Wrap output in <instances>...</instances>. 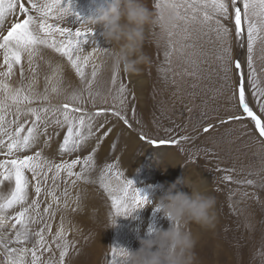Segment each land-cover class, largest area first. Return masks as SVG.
Instances as JSON below:
<instances>
[{
    "label": "rangeland",
    "instance_id": "rangeland-1",
    "mask_svg": "<svg viewBox=\"0 0 264 264\" xmlns=\"http://www.w3.org/2000/svg\"><path fill=\"white\" fill-rule=\"evenodd\" d=\"M111 2L71 0V12L66 17L76 22L79 15L74 13L80 11V7L87 9L83 23H88L90 17L98 15ZM155 2L147 0L148 7L157 13ZM11 20L12 16L9 15L5 24ZM76 23L78 26L81 24L78 21ZM89 26L96 31L101 46L108 47L115 54L120 44L104 40L99 25ZM189 33L186 38L183 32L172 37L176 50L170 57V63H166V33L160 25L146 26L142 52L147 59L137 66L136 72H129L120 65L115 85L112 82L114 56L103 55V67L91 89L94 95L98 94L95 108L87 94L85 99L88 103L83 106L89 111L119 107L117 89L123 83L126 86L124 95L127 97L124 105L131 127L110 112L106 116L102 114L94 121L97 127L104 123V128L100 129L97 136L108 128H112V131L103 138L99 147L93 137L88 139L82 149L63 156L59 154V145L65 130L55 129L60 134L53 136L50 147L44 150L46 157L55 163L70 162L77 157L83 160L96 148V168L93 172L96 183L105 164H116L114 171L123 173L122 179L132 180L133 187L144 190L151 203L135 209L131 214L116 216L107 194L99 195L96 206L90 208L86 202H81L85 194L82 182L72 186L69 178L70 203L72 209L76 210L63 215L61 213L64 211L52 204L54 217L44 214L51 228L50 233L46 231L45 235L52 248V251L44 253L45 260L59 259V250L55 248L52 237L60 228L62 216L66 240L71 245L65 264H111L113 247L138 249L139 238L148 235L150 229H167L170 225V220L155 206L165 192L162 183L172 179L175 182L179 180L177 189L191 193L192 189L187 184L190 183L191 187L215 197L213 218L208 225L196 222H185L183 225L196 240L194 264H264V140L259 138L254 125L249 122L250 118L228 120L229 116L240 114L237 101L231 95L237 73L234 67L231 72L224 71L221 61L217 59L215 36L204 34L195 24L189 26ZM234 52L242 61L246 59V47L240 49L234 45ZM253 62L259 80L257 87L264 88V40L256 43ZM243 70L247 72L246 63ZM71 74V77L64 79V84L70 86L69 91L79 90L80 80L74 71ZM41 83L42 87L38 89L42 91L44 79ZM252 92L249 85L248 101L258 111ZM50 98L53 104L63 100V97L55 95ZM209 125L212 127L205 132L204 129ZM54 128V125H50V134ZM141 135L146 139H142ZM148 139L156 143H149ZM146 146L153 149L172 148L176 153L171 163L177 164V167H167V163L160 161L163 150L146 154ZM25 154L31 155L32 152ZM0 159L4 157L0 156ZM79 168L80 165H77L74 169L79 171ZM52 175L49 173V177ZM229 175L232 179H225ZM65 178L66 173L62 172L56 180L59 185L56 194L61 197V201L64 199L61 193ZM249 179L254 181L252 185L243 183ZM116 183L113 177V184ZM47 185L53 187L51 179ZM39 200L41 212L52 203L51 197H46L43 191ZM40 227V224L32 225L33 231H38ZM3 259L0 256V264Z\"/></svg>",
    "mask_w": 264,
    "mask_h": 264
},
{
    "label": "snow or ice",
    "instance_id": "snow-or-ice-1",
    "mask_svg": "<svg viewBox=\"0 0 264 264\" xmlns=\"http://www.w3.org/2000/svg\"><path fill=\"white\" fill-rule=\"evenodd\" d=\"M157 18L166 33L165 62L176 50L172 37L183 32L189 35V26L197 25L204 34H213L218 45L217 59L226 73H237L233 83L232 97L237 101L239 115L229 116V121L250 118L258 136L264 140V88H258L259 80L253 62L258 41L264 40V0H156ZM71 12V0H0V256L2 264H65L71 247L66 231L61 225L52 237L59 250L58 261L43 258L52 251L46 238L50 225L44 214L54 217L55 209H70L69 178L72 186L77 182L96 183L93 172L96 165L94 153L69 161L55 163L44 155L53 136L64 131L59 154H71L82 149L89 138L95 137L97 148L112 128L97 136L104 123H94L102 114L111 113L131 127L124 101L126 86L121 83L119 107L100 108L89 111L85 105L90 98L95 108L97 95L92 85L102 67L97 63L101 55L115 56L108 47L101 46L97 33L87 23L78 27L65 26L64 17ZM12 16L10 23L5 19ZM87 45V47H85ZM234 45L246 47V59L242 61L234 52ZM191 46V45H187ZM91 48L88 51V48ZM79 78L81 88L69 91L64 84V64ZM247 67V72L243 69ZM43 72L44 88L37 87ZM119 66L113 69V84L117 82ZM227 79V76L225 77ZM256 98L258 111L248 101V86ZM63 97L59 104L51 102V96ZM133 109V113H134ZM225 121H222L224 123ZM107 123V119H105ZM50 125L55 128L49 132ZM212 126L204 129L209 131ZM142 139H146L141 135ZM155 144V140L148 139ZM164 143V141H160ZM39 149V150H34ZM32 152L31 155L25 154ZM80 165L79 171H73ZM116 164H105L99 172V185L111 199L115 215H128L135 209L151 203L144 190L133 187L132 180L122 179L123 173L114 171ZM66 173L65 187L61 197L56 194L57 178ZM49 173L53 175L49 177ZM113 177L117 181L113 184ZM51 179L53 187L47 181ZM231 180L232 177L226 176ZM240 181H238L239 183ZM248 185L253 180L243 181ZM34 190V192H33ZM42 191L50 196L52 203L40 211ZM35 197V198H34ZM77 208L79 198L76 199ZM159 210L158 205L155 206ZM76 210V209H72ZM40 224L38 231L32 225ZM151 230V229H150ZM31 245V246H29ZM121 248L113 247L111 264H123Z\"/></svg>",
    "mask_w": 264,
    "mask_h": 264
},
{
    "label": "clouds",
    "instance_id": "clouds-1",
    "mask_svg": "<svg viewBox=\"0 0 264 264\" xmlns=\"http://www.w3.org/2000/svg\"><path fill=\"white\" fill-rule=\"evenodd\" d=\"M87 24L99 25L100 35L106 41L120 44L114 56L115 64L129 72H136L147 57L142 52L146 26L160 25L157 13L148 7L147 0H112L106 9L90 17ZM177 182L171 184L158 198L157 205L170 220L167 229L154 227L140 237L136 250L121 248L123 264H194L196 240L186 230L185 222L208 225L213 218L215 197L196 188L191 193L175 191Z\"/></svg>",
    "mask_w": 264,
    "mask_h": 264
},
{
    "label": "bare ground",
    "instance_id": "bare-ground-1",
    "mask_svg": "<svg viewBox=\"0 0 264 264\" xmlns=\"http://www.w3.org/2000/svg\"><path fill=\"white\" fill-rule=\"evenodd\" d=\"M78 2H80V1H78ZM104 2V1H103ZM107 2V1H106ZM75 3V2H74ZM77 3V2H76ZM77 4H79V3H77ZM76 5V4H75ZM76 8V7H75ZM78 9L80 10V11H78ZM78 9L76 8L75 10H77L78 12L76 13V11H75V13L74 14H76V16H78L79 18H78V22H80V23H82L85 19H86V17H87V13H86V11L85 10H87V9H85V10H83V8H80V7H78ZM84 11H85V14H84ZM73 12V11H72ZM72 14V13H71ZM86 15V16H85ZM69 17V16H68ZM75 17V16H74ZM75 18H77V17H75ZM73 20H75V19H73ZM76 21V22H77ZM10 22V21H9ZM8 22V23H9ZM64 22H65V26H69V27H73V28H75V27H78V25H77V23L76 22H74V21H72V18H68L67 19V17L65 16L64 17ZM6 23V22H5ZM105 57L103 56V55H101V57H100V59L97 61V63H102L103 62V59H104ZM102 67H103V65H102ZM73 70L65 63L64 64V79H68V77H71L72 76V74H71V72H72ZM170 72V71H169ZM170 74H172V72L170 73ZM169 77H170V75H169ZM174 77V76H173ZM173 77H171V78H173ZM73 78V77H72ZM43 80V72L41 73V76L38 78V81H37V87H42V83H41V81ZM70 80V79H69ZM175 81V80H174ZM168 82V81H167ZM177 84H179V83H177ZM131 135V134H130ZM129 137V136H128ZM124 139V138H123ZM131 139V138H130ZM124 142V141H123ZM163 150V151H162ZM144 151L146 152V154H148V153H154L155 151L157 152V151H162L161 153V155H160V161L161 162H163V163H167V167H170V165H172V166H175V167H177V164L175 165L174 163H171L172 162V156H173V154L174 153H176V152H174L173 150H172V148H156V149H153L152 147H150V146H146L145 147V149H144ZM119 153H121V152H119ZM144 153V152H143ZM142 157H143V155H142ZM174 157H175V155H174ZM173 157V158H174ZM177 157V156H176ZM144 158H145V156H144ZM144 158H143V160H144ZM124 159V158H123ZM172 166H171V168H172ZM75 171H78V170H76V169H74V172ZM158 178V177H157ZM71 179V178H70ZM160 181V180H159ZM162 182V181H161ZM158 183V182H157ZM160 183V182H159ZM173 183H175V180H172V179H168V180H166V181H164L163 183H162V185H164L163 187H162V190H167L168 189V187L171 185V184H173ZM82 184H83V186H84V189H85V194H84V197L82 198V201L81 202H83V203H85L86 202V204L90 207V208H94L95 206H96V203H97V200H98V196L99 195H101L102 193H105V194H107V192H105L104 190H103V188L99 185V183H85V182H82ZM160 185V184H159ZM178 186V185H177ZM165 187V188H164ZM184 190V189H183ZM182 189H175V191H183ZM158 191V190H157ZM154 192V191H153ZM184 192H187V193H189L190 194V192H188V191H185L184 190ZM155 193H156V191H155ZM108 195V194H107ZM70 205H71V208L70 209H64L63 207H60V209L62 210V211H64V212H62L61 214H63V215H65V214H67V213H70V212H72V211H74V210H72V203H70ZM99 205V204H98ZM99 206H101V205H99ZM102 206H104V204H102ZM101 210L103 209V208H100ZM104 210V209H103ZM102 210V211H103Z\"/></svg>",
    "mask_w": 264,
    "mask_h": 264
}]
</instances>
